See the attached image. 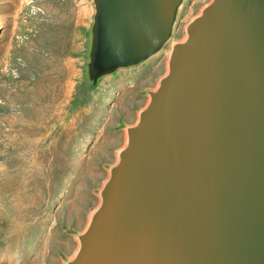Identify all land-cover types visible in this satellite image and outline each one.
Returning a JSON list of instances; mask_svg holds the SVG:
<instances>
[{"label": "water", "instance_id": "obj_1", "mask_svg": "<svg viewBox=\"0 0 264 264\" xmlns=\"http://www.w3.org/2000/svg\"><path fill=\"white\" fill-rule=\"evenodd\" d=\"M182 0H93L87 81L143 63ZM100 189L66 264H264V0H212Z\"/></svg>", "mask_w": 264, "mask_h": 264}, {"label": "rangeland", "instance_id": "obj_2", "mask_svg": "<svg viewBox=\"0 0 264 264\" xmlns=\"http://www.w3.org/2000/svg\"><path fill=\"white\" fill-rule=\"evenodd\" d=\"M211 1L182 0L154 55L92 86L93 0H0V264L22 256L9 215L68 214V227L84 231L127 128Z\"/></svg>", "mask_w": 264, "mask_h": 264}, {"label": "crops", "instance_id": "obj_3", "mask_svg": "<svg viewBox=\"0 0 264 264\" xmlns=\"http://www.w3.org/2000/svg\"><path fill=\"white\" fill-rule=\"evenodd\" d=\"M68 218V214L54 213L9 215V219L15 220L12 234L22 252L15 264H66L68 255L78 249L81 233L68 227ZM83 226L85 229L86 220Z\"/></svg>", "mask_w": 264, "mask_h": 264}]
</instances>
